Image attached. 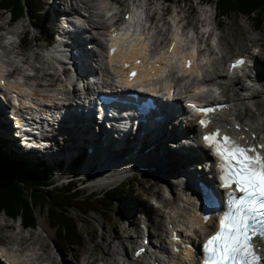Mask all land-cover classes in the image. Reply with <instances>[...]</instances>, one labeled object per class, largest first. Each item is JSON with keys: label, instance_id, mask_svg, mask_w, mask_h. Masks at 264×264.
<instances>
[{"label": "bare ground", "instance_id": "bare-ground-1", "mask_svg": "<svg viewBox=\"0 0 264 264\" xmlns=\"http://www.w3.org/2000/svg\"><path fill=\"white\" fill-rule=\"evenodd\" d=\"M99 2H101L99 0ZM98 2V3H99ZM92 6H88L87 2L83 4V7H78L77 15L75 16L78 18L76 20L77 26L80 28H87L90 30V38L94 42V44L99 48L98 53H93V61L96 62H102L103 59L100 58V50L102 46V24L108 20V18L104 17L103 8H100L98 4L95 1L91 2ZM54 9V8H53ZM152 9L156 12L158 16V22H154V26L149 28L146 27V23L142 22L140 23L139 27H133L132 29H139L144 32V40L146 43V51H145V57L143 64L144 66H148L149 73L154 72V76H149L148 74H142L137 79V82L144 86H150L152 87L153 91L161 92L162 90H165L168 94L170 90H173L175 95H180L181 98H193L195 96H201L203 92L211 91V94L205 95L203 98L204 100L208 101L212 98L218 97V98H225V103L230 107V113L228 115H222L220 114L219 120L225 121V127H233V120L235 119L237 123L241 125L242 132H240V135L247 134L248 138L251 139V134L255 133L258 136L264 137V113H261L259 109L256 110V106L260 107L262 105L261 102L264 103L262 100L261 102L258 101V96L263 95L264 91L261 89L259 91L258 88L262 87L264 84V59L261 58V55L264 53V49H261V47H256L258 44L256 42L252 43L250 48L244 50L243 44L239 42V44L235 47H231L232 52L230 53L228 51V48H223L220 44V36L218 35L217 41L218 46L216 47L217 55L215 58H210L211 54L210 48L208 47L206 41H204V46L206 49L203 51H200L202 53L200 57L196 60V62L193 65V71L189 72L188 74L184 76H180L182 72V65L185 62L186 58L195 57L194 55L188 54L187 57L182 59V65L179 68V65L177 62L173 61L172 54L178 55L181 54L184 51V48L179 49L177 46H185V39H179L176 37L174 39L175 42V49L173 52L167 56H165L164 53H161L159 51L161 49V44L166 40L165 35L169 33V31L174 32L175 34H178L179 27L173 28L171 24H161L162 17L160 16V12L158 11V3L154 4L152 6ZM111 10H114V8H111ZM207 11V10H205ZM146 13V12H145ZM137 17V13L133 12L131 15L130 22L133 23L134 20ZM155 17V14H154ZM202 17V15H201ZM177 18H180V22L184 23L185 25L189 26L188 24V14L180 16L178 12H172L170 16V22L174 23ZM202 19V18H201ZM155 20V18H154ZM199 19L197 20V22ZM217 20L215 19V24ZM194 24H196L194 22ZM195 27V26H193ZM217 27V30H219V27ZM10 30V38L13 39L14 35V28L9 29ZM81 32H85L82 29L79 30ZM165 37V38H164ZM171 41L169 42V44ZM202 44L200 45V47ZM263 48V47H262ZM257 49H259L260 53H256ZM10 52V51H8ZM42 52V51H41ZM162 54V56H161ZM250 56L255 58L256 65L258 67L259 73L256 76L262 84L257 87L255 86V90L250 94H247L250 90L249 88L246 89L245 81L241 80H228L226 78L227 76V69L228 65L225 68L224 66L229 60L235 56V58L239 56ZM33 56H36L34 53L30 55V57H26V63L24 64L25 67L28 66V59L32 58ZM60 54L57 53L56 50L50 49L47 50L44 56H42V63L37 62L34 64V67H41L43 68H49L50 66L53 67L55 64L53 62L56 57H59ZM2 57V51L0 47V60ZM120 59L119 54L115 53L112 58L109 60V64H113L117 62ZM22 61V59L19 58V55H15L12 58V62L15 64H19ZM39 64V66H37ZM102 65V64H101ZM2 71V66L0 68V74ZM110 73H114V76H109ZM252 73V72H251ZM203 74H205V79L203 80L202 84H205V86H199L194 85V79L196 77H200ZM39 76V73L36 75ZM176 77V78H174ZM104 82L106 83H112V84H121L127 86V84L124 81V78L121 75L116 76L114 70L112 68H106L105 73L102 76ZM250 80V77L247 76ZM212 82L214 84L212 85ZM11 83V82H10ZM14 84H17L18 87L9 85L8 90H11L14 88L18 91L19 94L25 95L27 97L26 100L21 102L20 106L25 107V101L27 100H37L38 102L42 103V101L39 100V95L43 92L41 89H38L36 86H22L18 83V81H14ZM2 91L4 89H0V99H3ZM150 91V90H148ZM164 94V95H165ZM54 99H62L60 96L55 97ZM63 101L58 102L60 105H62L63 109H66V105L69 104V98H63ZM79 98L74 97L72 99V102H78ZM1 102V101H0ZM9 103V101L7 100ZM252 102L253 104L251 107H254L256 112L252 111L248 103ZM173 109L177 111H184V107L182 103L177 102L171 105ZM6 107L3 105H0V133H7L9 129V125L7 122V118L5 117L4 110ZM244 112L246 114L245 118H251L253 121L250 122L249 125L243 124V119L241 118V114ZM184 115H187V112H184ZM234 117V118H232ZM76 119V116H75ZM175 119V118H174ZM173 119V120H174ZM236 123V124H237ZM77 121H73L71 124L64 126L65 129L69 133L68 140L65 142L64 146L61 147L59 150V153L61 155L69 154L71 151L79 150L84 148L85 146H89L93 149V157H101L102 159H98L97 163L99 164L98 174L100 175V178L97 180V184L99 186H105V185H111L115 184L117 181L122 179L124 172L118 170L113 172V174L109 177H104L107 173L112 171L116 166L117 162L112 159V156L115 152L119 154V156L124 157V155H131L130 154V146L131 143L129 140H126L121 146L116 147L112 145L107 139L101 140L99 137H91L89 136L91 123L90 120L86 123L87 126L83 127V132H80V129L77 127ZM170 125L168 117L166 118V121L164 124H162L159 127V133L157 135L151 136L149 140H145L142 138L139 143L137 144L138 148L136 150V153L133 157H137V163L136 166H134L131 171L143 167L144 170H142L145 173L152 174L157 173L158 177L157 179L160 180L161 183L165 181L167 176L172 177H179L182 173H189L192 177L194 175L189 171L188 167L191 165H195L198 163L197 166H194L196 168V171L200 169V172H196L199 174V178L206 180L209 185H213L214 181L211 179H208L206 176V173L201 169V162L195 160L186 148L185 139H190L196 134L198 128L196 126V123L194 120H188L183 122L184 125V132L181 131L176 136H171V133L169 132V136L165 134V131L167 130V127ZM244 127H248L250 129V132L245 133ZM55 137V136H54ZM183 139V140H182ZM170 140V143L167 144V141ZM172 140H176V142L172 143ZM10 145L13 147L14 150H17V146L13 142L12 139H9ZM175 145H180L181 148V157L179 158L174 151L172 150ZM203 145L200 142V138L197 137L196 139V149H193L192 152L194 154L200 155L202 157H206L207 153L202 150ZM185 152V153H184ZM53 155V154H52ZM132 156V155H131ZM130 156V157H131ZM129 159V158H128ZM153 169V170H151ZM211 174V173H208ZM91 177V176H90ZM172 181V180H171ZM162 185V184H161ZM163 191V190H162ZM168 191L170 194L176 196V199L170 200V198H166L165 196L159 194V192L153 193L152 197H155L156 200H159V205H155L160 212L158 214H155L157 218H162L163 223L162 226L165 227L169 224L176 227V231L179 232V235L182 238V243L191 244L195 251H189V250H183V246L180 245V253L170 256H166L165 254L160 252V249H158V244H165L169 241L171 235H166L165 230H161V234L156 235L155 230H151V210H145V213L147 214V218L144 222H141L144 227L148 230V235L151 238V244L152 248L155 250H159V253L157 254V262L164 261L165 259H171L176 264H193L194 263V257L195 253L198 252V249L196 247L197 242L200 241V239L204 235H208L211 232L215 230V227H211V222L203 223L200 216L197 214V209L193 207L187 196L181 191V185L179 182L175 181L174 183L168 184ZM160 195V196H159ZM131 204V203H130ZM152 204V203H151ZM128 206V205H127ZM119 225L120 222L116 221L114 223L116 235H119V240H121V244L124 242L125 235H120L118 233L119 231ZM38 226H40L45 231V224L41 217L38 219ZM133 229V232L135 234V237L130 238L129 244L136 245L137 243H142V239L138 237L137 232L141 231ZM126 229H124L121 234H125ZM49 235V234H48ZM11 243V242H10ZM22 241H17L13 245H0V247H4L5 249H1L2 254H6V251H8V257L4 258L5 262L7 264H27L24 261H18L15 257V253H23V251L28 250L30 253L27 255V257H32L31 260L34 264H61L58 263V261L53 260L51 254H49L46 249L47 247H40L38 249L34 247H26ZM119 242L117 244L112 242V246L108 250L107 246V254H97L98 257L92 256L93 253H85L84 256H88L89 261H87L86 258L83 259V261L80 264H115V256L120 253L122 255L123 250H119ZM96 247L98 244H95ZM95 247V248H96ZM12 248H15L12 250ZM125 250V248H124ZM25 254V253H24ZM89 255L91 257H89ZM124 260L122 264H125V261H130V257L128 256V252L125 251ZM111 259V260H110ZM80 260L76 259V263L78 264ZM75 263V264H76ZM120 262L118 261V264ZM130 264V263H129Z\"/></svg>", "mask_w": 264, "mask_h": 264}, {"label": "rangeland", "instance_id": "rangeland-1", "mask_svg": "<svg viewBox=\"0 0 264 264\" xmlns=\"http://www.w3.org/2000/svg\"><path fill=\"white\" fill-rule=\"evenodd\" d=\"M92 1L94 0H89L90 3L87 2L88 6L89 5L92 6L91 5ZM178 1H179V4H178L179 7L182 6L183 2L185 3V6L182 10V14H180L181 16L188 14L189 8L193 9V13L188 14V24L191 27V25L194 22L196 23L198 20L196 19L198 16V13H197L198 10L200 8H204V6L200 8L196 7L195 0H178ZM44 2H47V5H44L40 11H46V10L52 11L53 8L56 7L55 5L51 6L52 5L51 0H44ZM209 7L212 9V5H210ZM7 18L8 16L2 17V11H0V25L6 22ZM157 18L158 16H156L154 22L156 21L158 22ZM50 19H52V17H48L47 19L48 24L45 26V28L48 31L47 36L50 35L51 34L50 31H52V27L50 25ZM216 22H217L216 26H218L220 30L218 33V35L220 36V44L222 45L223 48H228V51L230 53L232 52L231 47L237 46L239 42L243 44L244 50L250 48L251 47L250 45L254 42L258 44V46L256 47H261V49H264V26L260 28V31H253V21L251 18L229 14L227 17H224L223 19L218 18ZM27 29L30 30V34L28 37H26L27 35H25L24 42L26 41L28 44V46L25 47L27 50V54H28L29 49H31V53H33L38 50V47L45 46L46 39H44L43 37H40L39 39L40 42L38 44L36 42H33L34 36H36V34L38 33V30L34 31L29 26H27ZM165 36L167 37V35ZM165 43H166V40L161 45H164ZM261 58L264 59V56L261 55ZM262 89H264V84H263ZM261 103L262 105L260 107L256 106L255 108L256 110L259 109L261 113H264V103L263 102ZM248 105L251 107V103H248ZM254 110L252 111L255 113L259 112V111L256 112ZM5 139L9 141V138L7 136H5ZM9 142H7V148H9V151L13 155L22 158L21 156H19V152H16ZM61 146H62L61 141L57 140V145H54V148L56 151H58ZM55 158L60 159V158H63V156L55 155L54 159ZM97 173H98V170H97ZM58 176H59V173L55 175V173L53 172L52 176H50V183L53 185V187L60 188V184L64 182L65 180L63 178L62 182H58V180H56ZM98 176L100 178L99 174ZM144 176L145 175L143 174L140 177H134L129 180H124V182H133L135 186L129 187V192L124 197L125 199H124L123 204L118 205L117 203H114L113 210L112 212H110V214H108L107 217H103L99 213H91L89 216L82 217L79 214L72 212L71 215L73 219L77 222L78 230L84 239V243L82 247H70L66 251L59 249L56 243H52L53 231L47 227L46 222H45V216L43 214H39L38 211H36V217L37 219L41 217V219L43 220L45 224L44 233L38 232L37 229H29V230L21 231L20 228L18 227V222H15V221L13 222L11 220H8L5 216L0 215V245L1 244L2 245L3 244L13 245L17 241L18 242L22 241L23 243H25L24 245L26 247H34L38 249L40 247L45 246L47 247L46 251L49 254H51L53 260L55 259V261H58V263H61V264H75L76 259L80 260V262L78 263L80 264L89 253H93L92 256H96V257H98L97 256L98 253L100 255L105 254V253L107 254L109 248L112 246V242L115 244L119 242L121 244L122 239L119 240V235H116V231H115L116 228L114 226V223L116 221L120 222L118 233L123 236L124 234H121V232L124 229H127V227L130 229L135 228V230L139 229L138 224L140 222V217H141L142 211H144L145 209L151 210L153 212L154 218H153L152 230H155V227H157V224L160 223L162 220L156 217L155 214H158V213L157 211H154V209L151 206L152 204L150 205L149 198L152 197L154 192H157L158 190L162 189L161 184L163 183L158 184L155 178L152 176H147L145 178ZM91 177L95 178L94 175H91ZM97 180L96 179L85 180L81 184H78L77 186H79V189L81 190V192L86 193V195L87 194L101 195L104 191L112 188L111 187L112 184L105 185L103 187L99 186L97 184ZM162 194L163 193L161 191V195ZM158 226L160 227V225ZM45 233L47 236H49L50 240L45 238ZM138 234H139V231L137 232V235ZM96 243L98 244L97 247L95 245ZM106 245L108 246V250H107ZM85 253H88V254L84 256L83 258V255ZM89 257L91 256L89 255ZM89 259L90 258H88L87 256V261H89Z\"/></svg>", "mask_w": 264, "mask_h": 264}, {"label": "trees", "instance_id": "trees-1", "mask_svg": "<svg viewBox=\"0 0 264 264\" xmlns=\"http://www.w3.org/2000/svg\"><path fill=\"white\" fill-rule=\"evenodd\" d=\"M42 6V0H0V7L9 9L13 19L22 16L26 8L40 25L46 23V17L37 13ZM216 9L221 18L229 14L245 16L252 19L257 29L264 26V0H216ZM129 187H134V184L122 183L101 195H86L74 183L53 187L48 168L43 163L33 166L0 149V214L11 221L19 220L27 229H32L38 211L45 216L53 231V240L61 250L82 247L84 243L77 222L71 217L72 212L83 217L91 213L107 217L114 203L123 204Z\"/></svg>", "mask_w": 264, "mask_h": 264}, {"label": "snow or ice", "instance_id": "snow-or-ice-1", "mask_svg": "<svg viewBox=\"0 0 264 264\" xmlns=\"http://www.w3.org/2000/svg\"><path fill=\"white\" fill-rule=\"evenodd\" d=\"M190 107L203 113L199 124L208 128L212 116L226 105ZM235 128L239 132L241 125ZM202 140L217 159L219 179L229 192L215 232L202 245L201 264H264V253L258 251L264 247V142L251 143L219 126L206 132ZM252 140H256L255 133Z\"/></svg>", "mask_w": 264, "mask_h": 264}]
</instances>
